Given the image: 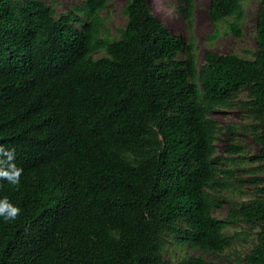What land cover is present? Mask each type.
I'll return each instance as SVG.
<instances>
[{
	"label": "trees",
	"instance_id": "obj_1",
	"mask_svg": "<svg viewBox=\"0 0 264 264\" xmlns=\"http://www.w3.org/2000/svg\"><path fill=\"white\" fill-rule=\"evenodd\" d=\"M246 0H210L215 24L241 36ZM252 58L207 51L201 65L154 13L128 0L119 34L106 33L110 0H84L56 16L44 0H0V264H218L203 256L172 262L166 238L222 253L234 221L258 228L244 264H264V177L256 196L215 215L219 168L216 109L241 90L264 169V0H258ZM179 11L190 24L193 1ZM104 50L105 56L94 53ZM183 53L181 59L179 54ZM238 152V145L227 146Z\"/></svg>",
	"mask_w": 264,
	"mask_h": 264
},
{
	"label": "rangeland",
	"instance_id": "obj_2",
	"mask_svg": "<svg viewBox=\"0 0 264 264\" xmlns=\"http://www.w3.org/2000/svg\"><path fill=\"white\" fill-rule=\"evenodd\" d=\"M50 4L56 16L70 11L73 4H82L84 0H44ZM128 0H110L108 8L102 11L105 18L106 33L112 37L119 34V29L124 27L127 17L124 6ZM193 17L189 24L179 11L182 0H150L156 16L175 34L181 35L186 43H193L196 62L201 65L207 51L220 54L235 53L242 57L252 58L257 50L256 21L258 0L244 2L245 15L241 21L242 35L236 36L226 24L222 22L219 32L211 40L215 32V24L211 20L208 6L210 0H192ZM104 50L94 53L95 58L105 56ZM182 59L183 53L179 54ZM248 100V91L241 90L234 97L230 107L216 109L211 112V117L218 122V132L215 138L216 156L219 168L218 194L214 213L220 218H225L231 203L242 202L256 196L255 184L252 177H264L263 163L253 160L259 152V144L254 140V135L249 128L253 123L252 112L243 106L242 102ZM238 145L241 151L229 152L227 146ZM226 233L234 235L235 240L231 248L222 253H213L202 250L192 244H177L171 235L164 244L165 256L172 262H179L188 256H203L218 264H244V256L257 243L258 228L244 221L231 222L226 227Z\"/></svg>",
	"mask_w": 264,
	"mask_h": 264
},
{
	"label": "clouds",
	"instance_id": "obj_3",
	"mask_svg": "<svg viewBox=\"0 0 264 264\" xmlns=\"http://www.w3.org/2000/svg\"><path fill=\"white\" fill-rule=\"evenodd\" d=\"M0 152H3L8 161H12L14 159V155L11 150L0 148ZM20 171L21 170L16 168L14 164H10L7 168H0V178L8 180L12 184H18ZM18 212V207L11 204L7 200L0 199V216H3L5 219H14Z\"/></svg>",
	"mask_w": 264,
	"mask_h": 264
}]
</instances>
